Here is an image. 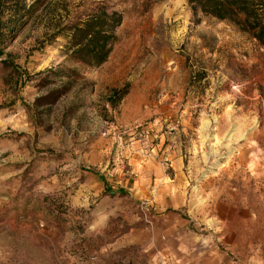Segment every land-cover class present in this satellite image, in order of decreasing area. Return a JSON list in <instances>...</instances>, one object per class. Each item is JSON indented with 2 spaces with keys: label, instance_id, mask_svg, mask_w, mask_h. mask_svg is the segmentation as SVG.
Returning a JSON list of instances; mask_svg holds the SVG:
<instances>
[{
  "label": "rangeland",
  "instance_id": "374dc122",
  "mask_svg": "<svg viewBox=\"0 0 264 264\" xmlns=\"http://www.w3.org/2000/svg\"><path fill=\"white\" fill-rule=\"evenodd\" d=\"M0 264H264V46L189 0L0 1Z\"/></svg>",
  "mask_w": 264,
  "mask_h": 264
},
{
  "label": "trees",
  "instance_id": "16d2710c",
  "mask_svg": "<svg viewBox=\"0 0 264 264\" xmlns=\"http://www.w3.org/2000/svg\"><path fill=\"white\" fill-rule=\"evenodd\" d=\"M189 4L217 20L228 21L264 46V0H189ZM15 14L20 12L15 11ZM121 22L120 14L102 12L87 21L83 28H77L75 38L81 42L78 49H73L75 56L86 54L92 65L104 64L115 42V37L107 33L106 27L112 23L113 31Z\"/></svg>",
  "mask_w": 264,
  "mask_h": 264
},
{
  "label": "crops",
  "instance_id": "0c3cea01",
  "mask_svg": "<svg viewBox=\"0 0 264 264\" xmlns=\"http://www.w3.org/2000/svg\"><path fill=\"white\" fill-rule=\"evenodd\" d=\"M162 189V188H161ZM161 189L158 191V192H160L161 193ZM158 192H156V193H158ZM167 192V190L165 191V193ZM163 199V198H162ZM165 201H166V199H165ZM167 202V201H166ZM160 204H161V206H163L164 207V205L163 204H167V203H164V200L162 201V203L161 202H159Z\"/></svg>",
  "mask_w": 264,
  "mask_h": 264
}]
</instances>
